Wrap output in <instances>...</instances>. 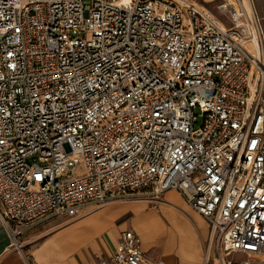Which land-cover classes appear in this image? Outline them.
<instances>
[{"label": "built area", "instance_id": "built-area-1", "mask_svg": "<svg viewBox=\"0 0 264 264\" xmlns=\"http://www.w3.org/2000/svg\"><path fill=\"white\" fill-rule=\"evenodd\" d=\"M217 10L0 0V218L14 246L41 222L177 190L221 264H264V35L244 0ZM98 264L157 263L125 231Z\"/></svg>", "mask_w": 264, "mask_h": 264}, {"label": "crops", "instance_id": "crops-1", "mask_svg": "<svg viewBox=\"0 0 264 264\" xmlns=\"http://www.w3.org/2000/svg\"><path fill=\"white\" fill-rule=\"evenodd\" d=\"M244 1L259 18L264 35V0ZM165 198L166 202L159 208L109 204L77 219L55 218L41 222L28 227L18 239L22 242L20 249L14 248L11 233L0 218V264H98L112 255L125 231L140 236L146 257L157 264H221L210 223L192 209L177 190L167 191ZM127 208L135 212L129 220H133L135 228L130 227L129 221L119 224ZM60 221L69 222L55 227ZM85 223L88 227L80 229ZM73 225H79L80 229L79 236L73 232L75 239L68 237L72 232L65 235L63 239H69L63 245L52 239L56 233ZM48 238L52 239V245L47 248L44 242Z\"/></svg>", "mask_w": 264, "mask_h": 264}, {"label": "rangeland", "instance_id": "rangeland-1", "mask_svg": "<svg viewBox=\"0 0 264 264\" xmlns=\"http://www.w3.org/2000/svg\"><path fill=\"white\" fill-rule=\"evenodd\" d=\"M200 3L204 4L212 13H214L215 15L217 16H220L218 10H217V5L222 2V0H198ZM195 113L197 115H200L201 114V111L199 108H197L195 110ZM201 122V121H200ZM150 191H143L142 195L134 198V199H124V200H117V201H113L111 203H108L106 205H103L101 207H94V208H90L88 207L87 209H85L84 213L83 214H80V217H83L84 215H87L89 214V212L93 213V212H96V211H99L101 209H103L104 207H106L107 205L109 204H115V205H121V206H128V207H133V206H136V205H141V206H144L145 208H154V207H157L159 208L161 205H163L165 202H166V198H165V194L167 192H164L162 193L159 198H156V196H154L153 194L149 193ZM177 206L179 208H181L182 210L184 209V206L183 205H180L177 203ZM191 209V208H190ZM185 210V209H184ZM192 210V209H191ZM187 212L188 215H191L187 210H185ZM181 214H184L183 212H181ZM135 215V212L132 210V208L128 209L127 208V211L126 213L122 216V218H120L119 220V224H121L122 222H127L129 221L133 216ZM77 219V218H75ZM72 220V219H71ZM70 220V221H71ZM67 222L69 221H60L58 222L57 224H54V226H60V225H64L66 224ZM129 225L130 227H133L135 228V224L133 222V220L129 221ZM78 226L79 225H73V226H70L69 228H67L65 231H62V232H59V233H56L54 236H52V239L53 240H56L60 245L62 244L63 245V242L67 239H63L65 238V235H68L67 233H71L70 235L71 236H68L70 238H73L75 236H73V232L75 231L76 235L79 236V233H80V229H83V228H86L88 227V224L85 223V225L83 227H81L80 229H78ZM77 231V232H76ZM82 233V232H81ZM88 233H91L90 231ZM94 236H92L93 238ZM95 238V237H94ZM51 238H48L46 239L44 242V244L46 243V247H50L52 244L50 243L52 241ZM75 239V238H73ZM145 238L143 237V240ZM49 242V243H48ZM73 242H76L75 240H73ZM22 242H19L20 246L22 247L21 245ZM216 243V242H215ZM65 245V244H64ZM14 248H17L16 246H14ZM20 249V248H19ZM151 254L153 255V253L151 252Z\"/></svg>", "mask_w": 264, "mask_h": 264}, {"label": "bare ground", "instance_id": "bare-ground-1", "mask_svg": "<svg viewBox=\"0 0 264 264\" xmlns=\"http://www.w3.org/2000/svg\"><path fill=\"white\" fill-rule=\"evenodd\" d=\"M90 213V212H89Z\"/></svg>", "mask_w": 264, "mask_h": 264}]
</instances>
